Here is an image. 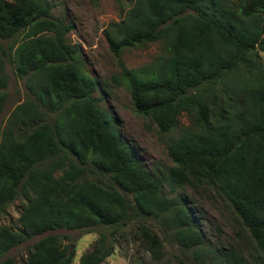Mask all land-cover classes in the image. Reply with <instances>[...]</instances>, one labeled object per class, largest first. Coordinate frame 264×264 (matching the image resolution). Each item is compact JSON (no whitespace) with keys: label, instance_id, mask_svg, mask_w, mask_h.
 Returning <instances> with one entry per match:
<instances>
[{"label":"trees","instance_id":"obj_1","mask_svg":"<svg viewBox=\"0 0 264 264\" xmlns=\"http://www.w3.org/2000/svg\"><path fill=\"white\" fill-rule=\"evenodd\" d=\"M129 1L103 33L115 55L161 40L150 63L124 76L134 110L170 135L163 174L147 168L95 93L98 80L67 38L73 24L48 0H0V114L6 62L28 90L0 125V214L26 199L21 226L0 225V264H72L75 248L59 229L96 232L79 264H104L125 230L159 258L157 224L200 249L186 196L165 188L187 183L227 199L264 264V0ZM181 112L189 122L178 128ZM28 239L25 260L4 255ZM240 256L223 260L243 264Z\"/></svg>","mask_w":264,"mask_h":264},{"label":"rangeland","instance_id":"obj_2","mask_svg":"<svg viewBox=\"0 0 264 264\" xmlns=\"http://www.w3.org/2000/svg\"><path fill=\"white\" fill-rule=\"evenodd\" d=\"M53 15L73 24L67 32V38L77 45L85 68L99 82L95 91L102 96L103 106L108 108L116 119L123 136L139 153L147 168L158 174L166 172L171 160L166 151L168 133H161L148 118L137 113L132 105L126 86L124 70L134 69L150 63L161 51V40L124 47L119 55L109 48L103 33L111 22L118 21L130 5L129 0H48ZM9 80L6 87L7 99L0 114L3 125L13 106L27 95L24 79L18 77L10 63L6 62ZM189 116L185 112L178 115V128L188 124ZM176 130H178L176 128ZM184 188L174 189L165 185L167 194L183 193L196 218V227L203 235L200 249L185 248L179 245L168 229L157 224L162 239V255L155 258L143 248L140 240L129 235L118 237L113 253L105 258L104 264H225L224 255L230 250L239 253L243 264H261L259 251L250 232L240 218L233 212L227 199L214 187L200 183L195 186L184 184ZM24 195H18L0 214V225L12 229L21 226L19 215ZM53 232L65 234L63 243L75 248L72 264H79V256L90 248L97 237L96 232H82L71 229H59ZM33 240L28 239L10 247L5 256L23 261L33 248ZM224 262V263H223Z\"/></svg>","mask_w":264,"mask_h":264}]
</instances>
